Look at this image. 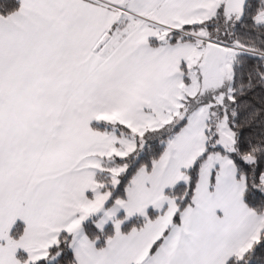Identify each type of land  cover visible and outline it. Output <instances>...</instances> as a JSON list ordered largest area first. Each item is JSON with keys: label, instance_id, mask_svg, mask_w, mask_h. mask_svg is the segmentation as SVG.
<instances>
[{"label": "snow or ice", "instance_id": "1", "mask_svg": "<svg viewBox=\"0 0 264 264\" xmlns=\"http://www.w3.org/2000/svg\"><path fill=\"white\" fill-rule=\"evenodd\" d=\"M0 264H264V0H0Z\"/></svg>", "mask_w": 264, "mask_h": 264}]
</instances>
